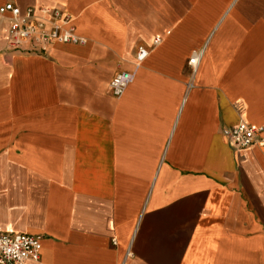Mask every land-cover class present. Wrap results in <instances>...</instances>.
<instances>
[{
  "label": "crops",
  "instance_id": "1",
  "mask_svg": "<svg viewBox=\"0 0 264 264\" xmlns=\"http://www.w3.org/2000/svg\"><path fill=\"white\" fill-rule=\"evenodd\" d=\"M7 3L84 41L12 52L0 17V233L41 237L29 264H264V148L226 136L264 138V0Z\"/></svg>",
  "mask_w": 264,
  "mask_h": 264
},
{
  "label": "built area",
  "instance_id": "2",
  "mask_svg": "<svg viewBox=\"0 0 264 264\" xmlns=\"http://www.w3.org/2000/svg\"><path fill=\"white\" fill-rule=\"evenodd\" d=\"M43 11L37 12L34 9L22 13L18 7L12 3H7L0 7V17H9L8 26L2 34L9 51H21L28 41L33 43L32 52L45 54L49 45L61 43L63 45L76 46L83 44L73 28H62L52 26L48 29ZM58 14L54 12L50 23L54 24V19ZM64 26L69 24L67 18H63ZM157 38L155 45L160 43ZM149 55V51L140 47L136 57V69L143 63ZM197 58L191 60V64L196 65ZM135 72H119L110 83L111 93L119 98L126 89L133 83ZM262 128H256L247 121L240 123L226 132L229 144L237 150H252L254 148H264V138H261ZM43 245L39 236L27 234H14L11 232L0 233V264H29L38 262L41 259Z\"/></svg>",
  "mask_w": 264,
  "mask_h": 264
}]
</instances>
